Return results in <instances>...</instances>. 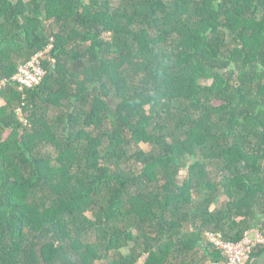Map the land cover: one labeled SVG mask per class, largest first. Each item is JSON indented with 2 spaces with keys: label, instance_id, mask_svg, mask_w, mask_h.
Returning <instances> with one entry per match:
<instances>
[{
  "label": "trees",
  "instance_id": "1",
  "mask_svg": "<svg viewBox=\"0 0 264 264\" xmlns=\"http://www.w3.org/2000/svg\"><path fill=\"white\" fill-rule=\"evenodd\" d=\"M4 79L0 264H203L205 231L264 233V0H0Z\"/></svg>",
  "mask_w": 264,
  "mask_h": 264
},
{
  "label": "built area",
  "instance_id": "2",
  "mask_svg": "<svg viewBox=\"0 0 264 264\" xmlns=\"http://www.w3.org/2000/svg\"><path fill=\"white\" fill-rule=\"evenodd\" d=\"M52 49L53 45L50 42L28 62L21 64L16 73L9 78L10 82L16 84L20 91L40 85L46 75L42 62L49 61L54 63V59L50 55ZM9 80H1L0 92ZM16 114H19L18 116L21 115L20 108H17ZM204 238L223 258L220 262H206L205 264H248L250 256L255 249L264 247V233L259 229L246 231L242 239L236 243L225 241L220 234L212 231H205Z\"/></svg>",
  "mask_w": 264,
  "mask_h": 264
},
{
  "label": "crops",
  "instance_id": "3",
  "mask_svg": "<svg viewBox=\"0 0 264 264\" xmlns=\"http://www.w3.org/2000/svg\"><path fill=\"white\" fill-rule=\"evenodd\" d=\"M208 262V261H207ZM206 261L203 263L205 264ZM249 264H264V253L258 257L252 258Z\"/></svg>",
  "mask_w": 264,
  "mask_h": 264
},
{
  "label": "rangeland",
  "instance_id": "4",
  "mask_svg": "<svg viewBox=\"0 0 264 264\" xmlns=\"http://www.w3.org/2000/svg\"><path fill=\"white\" fill-rule=\"evenodd\" d=\"M19 115V114H18ZM140 147L144 150V151H148L149 147L147 145L144 144H140ZM142 262V260L140 261V263Z\"/></svg>",
  "mask_w": 264,
  "mask_h": 264
}]
</instances>
